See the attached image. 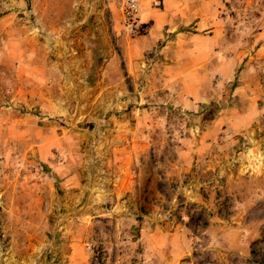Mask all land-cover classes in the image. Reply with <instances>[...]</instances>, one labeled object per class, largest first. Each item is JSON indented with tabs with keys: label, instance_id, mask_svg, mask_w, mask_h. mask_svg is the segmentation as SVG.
<instances>
[{
	"label": "rangeland",
	"instance_id": "obj_1",
	"mask_svg": "<svg viewBox=\"0 0 264 264\" xmlns=\"http://www.w3.org/2000/svg\"><path fill=\"white\" fill-rule=\"evenodd\" d=\"M136 1L0 0V264H264V0H205L235 59L194 94Z\"/></svg>",
	"mask_w": 264,
	"mask_h": 264
},
{
	"label": "crops",
	"instance_id": "obj_2",
	"mask_svg": "<svg viewBox=\"0 0 264 264\" xmlns=\"http://www.w3.org/2000/svg\"><path fill=\"white\" fill-rule=\"evenodd\" d=\"M141 1V17L143 21L145 22L149 19L153 21V25L148 29V32H150L149 35L146 34L142 37L134 38L131 42L137 43L140 50L139 52H141L144 48L143 43L151 46L157 39L152 38V36H159L162 28H164L166 24H178L176 27L179 29V32L176 34V40L180 41L181 39H186L192 43L191 46H195L193 50L189 51L187 58L185 60H180V63H178V68L180 66L189 72L185 77V87L188 91H192L193 94L196 93V88L200 85L201 79L209 78V75H206L204 70L215 63L217 55H221L220 59L222 60L218 64H222L224 61L223 64L225 66H228V64L232 63L235 59V53L232 50L226 51L220 47L216 48V45L221 43L222 32H220L219 27L213 28L215 24H218V21L213 19L210 15L211 10L209 2L202 0V13L193 15L192 19L191 14L188 13L189 6L184 5L182 0H167V11L164 14H158L153 12V9H148L151 0ZM171 6L175 8L172 12H170ZM194 6L195 5H193V7ZM183 15L187 18L186 20L181 19ZM185 28H189V31H183ZM198 93L199 91L197 95ZM74 251L76 252L77 250Z\"/></svg>",
	"mask_w": 264,
	"mask_h": 264
},
{
	"label": "built area",
	"instance_id": "obj_3",
	"mask_svg": "<svg viewBox=\"0 0 264 264\" xmlns=\"http://www.w3.org/2000/svg\"><path fill=\"white\" fill-rule=\"evenodd\" d=\"M120 9L125 26L128 28L135 27L140 12L138 2L136 0H122Z\"/></svg>",
	"mask_w": 264,
	"mask_h": 264
}]
</instances>
